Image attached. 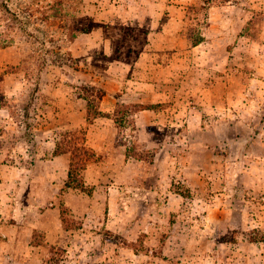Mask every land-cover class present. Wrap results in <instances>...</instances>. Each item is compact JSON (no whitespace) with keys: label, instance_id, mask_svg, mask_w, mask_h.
Instances as JSON below:
<instances>
[{"label":"rangeland","instance_id":"obj_1","mask_svg":"<svg viewBox=\"0 0 264 264\" xmlns=\"http://www.w3.org/2000/svg\"><path fill=\"white\" fill-rule=\"evenodd\" d=\"M203 1L0 0V264H264V0Z\"/></svg>","mask_w":264,"mask_h":264},{"label":"trees","instance_id":"obj_2","mask_svg":"<svg viewBox=\"0 0 264 264\" xmlns=\"http://www.w3.org/2000/svg\"><path fill=\"white\" fill-rule=\"evenodd\" d=\"M220 1L222 2V4H226V3H232V1H235V0H220ZM214 2H216V0H205V1H203V6L201 7V9L204 11L207 10V7H209V5H211ZM192 9H194V7ZM191 35L192 36L190 37V39H191L194 46H198L204 40V36L200 32L199 33L195 32L194 34H191ZM87 152H89V151H87ZM85 157H87L86 154H85ZM81 162H82V166L84 168V166L86 165V160H84V161L82 160ZM72 169H74L73 165H72Z\"/></svg>","mask_w":264,"mask_h":264},{"label":"crops","instance_id":"obj_3","mask_svg":"<svg viewBox=\"0 0 264 264\" xmlns=\"http://www.w3.org/2000/svg\"><path fill=\"white\" fill-rule=\"evenodd\" d=\"M1 111H4L3 109H0V112ZM2 116V115H1ZM7 118V117H6ZM6 118H4V119H2V121L3 120H7ZM1 120V119H0ZM4 122H7V121H4ZM0 137L2 138L3 136L2 135H0ZM16 143H17V149H18V147H19V137H18V135H16ZM56 146V145H55ZM22 147V146H21ZM56 148V147H55ZM23 149V148H22ZM24 150V149H23ZM3 152V147H1L0 146V153H2ZM64 157H66V160L68 161V159H69V155H67V154H56V151L54 152V159L55 160H58V159H60V158H64ZM70 160V159H69ZM87 162V161H86ZM69 164V166L71 165V161L70 162H68L67 163V165ZM2 166H5V165H1V167ZM19 167H17V169H18ZM84 174H86V173H88L89 172V166L87 167L86 165H85V167H84Z\"/></svg>","mask_w":264,"mask_h":264}]
</instances>
